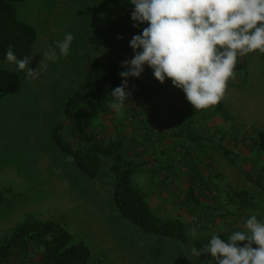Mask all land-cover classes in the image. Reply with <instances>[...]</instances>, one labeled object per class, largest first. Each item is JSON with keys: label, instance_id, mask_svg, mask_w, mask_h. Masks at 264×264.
<instances>
[{"label": "rangeland", "instance_id": "1", "mask_svg": "<svg viewBox=\"0 0 264 264\" xmlns=\"http://www.w3.org/2000/svg\"><path fill=\"white\" fill-rule=\"evenodd\" d=\"M133 8L128 0H23L15 3L17 20L31 25L37 34L29 68L40 71V60L47 68L37 78L26 79L24 73L15 71L14 65L0 60V68L14 73L21 84L15 93L0 91V189L5 194V202L0 205V238L34 219L61 225L74 241L88 247L93 258L107 264H208L209 261L216 264L210 254L193 257L187 248L207 244L214 233L227 242L228 236L216 232L217 218L188 216L178 200L177 206L163 209L183 217L179 218L185 225L179 239L144 232L116 211L111 191L114 180L109 171L111 158L103 159L100 177L90 181L70 157L59 151L53 140L65 118L66 101L83 90L91 65L110 58L118 63L120 72L126 70L121 62L134 55L129 41L142 32L133 27L135 22L130 18ZM69 32L75 38L68 56L57 62L43 60L48 47H55L56 41L63 40ZM257 55L252 54L254 60ZM253 65L256 71L251 72L241 86L228 87L220 102L240 129L250 126L264 130V64L257 59ZM130 78L149 86L172 85L167 78L162 84L157 81L147 65L139 78L127 79ZM122 79L120 77V82ZM238 161L243 164V160ZM209 168L206 174L214 172L211 166ZM143 170L132 175L135 183ZM197 179L201 181L198 176ZM200 181L194 189L196 196L201 204L216 207L219 195H216V184L206 177L205 183H209L204 192ZM237 183L244 185L241 181ZM141 187L145 192L147 186L141 184ZM242 187L260 192L251 183ZM262 199L254 202L264 211ZM221 200L223 202L224 197ZM228 207L233 209L234 205ZM249 212L257 211L245 209L225 218L239 221L238 218H248ZM193 228L197 232L195 239L190 235Z\"/></svg>", "mask_w": 264, "mask_h": 264}, {"label": "trees", "instance_id": "2", "mask_svg": "<svg viewBox=\"0 0 264 264\" xmlns=\"http://www.w3.org/2000/svg\"><path fill=\"white\" fill-rule=\"evenodd\" d=\"M20 1L23 0H0V60L6 61L5 53L9 46L18 59L31 57L37 34L31 25L17 20L15 3ZM254 53H258L255 60L252 57ZM257 59L264 64V54L259 52L244 55L242 60H238L235 73L239 77L235 82L231 79L228 87L241 86L251 73L248 74V66L256 71L253 64ZM119 73L118 63L110 58L96 61L88 68L83 90L72 94L64 105V117L69 133L66 138L60 136L65 126L61 123L58 127L59 132L53 135L55 138L53 140L61 153L70 157L79 172L90 181L100 177L103 159L110 157L109 171L114 180L111 191L116 211L144 232L179 239V234L185 226L179 218L183 217L160 215L151 207L147 193L141 191L132 180V175L143 168L145 163L134 158L122 140L117 138L99 140L92 129V116L104 108H109L114 100L111 90L121 84ZM20 87V79L14 73L0 68V91L15 93ZM126 91H131L126 101L134 94L143 98L187 101L184 92L173 85L149 86L133 78L128 79ZM187 105L191 104L187 102ZM187 105L185 107L182 104L171 135L181 139L189 158L199 168L197 176L201 178L202 190L205 192L207 184L212 182L216 184V195L222 193L224 201L222 202L221 196L218 195L216 207L212 204L203 205L192 187L188 186L183 200L185 214L208 219L233 216L236 211L241 212L245 209L264 213L254 202L264 198L262 197L264 163L258 162L257 166L254 165L255 162L264 159V132L254 127L246 130L247 136L244 138L247 142L244 148L251 155H242L243 152L238 151L233 154L234 151L229 149V145L232 143L230 137L235 129L234 120L224 105L219 102L209 108L212 112L210 117L216 120V123L224 124L220 127L221 130L212 125L210 135L203 134L200 117L192 105V108L187 110ZM198 154L206 156L204 162L202 158L197 157ZM240 159L243 160V164L239 163ZM210 166L214 172L206 174ZM255 168L259 169L256 174ZM206 177L209 181L207 183ZM239 181L244 185L253 184L256 191L260 192L257 194L246 190L242 187L243 184L237 183ZM4 202L5 194L0 189V205ZM229 205H234V208H227ZM15 251L25 253L26 258L31 261L36 258L37 264H107L93 258L88 247L80 241H74L72 235L61 225L34 219L16 226L10 233L0 238V264L8 263Z\"/></svg>", "mask_w": 264, "mask_h": 264}, {"label": "clouds", "instance_id": "3", "mask_svg": "<svg viewBox=\"0 0 264 264\" xmlns=\"http://www.w3.org/2000/svg\"><path fill=\"white\" fill-rule=\"evenodd\" d=\"M133 27L147 23L129 41L133 57L121 62V84L111 90V107L120 112L131 95L128 77L139 78L147 65L161 84L170 79L181 89L196 110L217 105L226 95L228 82L235 78L238 58L253 52L264 54V0H128ZM66 33L43 53V60L57 62L67 57L74 40ZM122 38V37H118ZM58 49V53H57ZM141 49L140 51H136ZM8 64L25 78L35 79L47 65L39 61L40 71L29 68L31 57L18 59L9 46ZM190 235L196 238L195 228ZM242 242V246H241ZM253 244L256 247H253ZM188 253L211 255L216 264H264V221L251 214L244 230H234L227 242L212 234L207 244L189 245ZM208 264H212L211 261Z\"/></svg>", "mask_w": 264, "mask_h": 264}, {"label": "crops", "instance_id": "4", "mask_svg": "<svg viewBox=\"0 0 264 264\" xmlns=\"http://www.w3.org/2000/svg\"><path fill=\"white\" fill-rule=\"evenodd\" d=\"M144 27H147V23L140 24L137 28L142 31ZM242 58L243 56L239 57L238 60H242ZM247 71L248 74L253 72L252 67L248 66ZM238 77V75H235L233 81H237ZM187 102L185 100L180 102L176 99L166 100L155 97L143 98L138 94H134L125 102L120 112H116L110 106L92 116V129L95 130L99 140L108 138L120 139L128 147L129 153L134 158L145 163L143 174L138 177L139 181L136 184L142 190L141 184L147 186L145 192L148 195L151 207L163 216H177L169 213L170 210H164L163 208L177 206L175 203L178 200H180V204H183L185 189L191 186L194 190L195 187H198L200 181L197 179L199 168L189 158L190 156L186 153L187 149L183 146L181 139L171 135L174 128L173 124L176 123L180 115L179 110L182 104L186 107ZM187 106V110L193 107L191 105ZM194 110L201 119L200 127L205 135H210L212 125L215 128L217 126V129L221 130L220 127L224 124L216 123V120L210 117L212 112L209 108ZM61 123L65 126L60 132V136L66 138L69 133L66 117ZM234 128L230 137L232 143L229 147L234 150L233 153L238 151L243 152L242 155H251L244 148L247 142L244 138L247 136L245 132L251 127L245 126V128L240 129L234 123ZM262 131L264 132V130ZM197 157L199 159L202 158L203 162L204 158H206V156L201 154H198ZM258 162L263 164L264 159L255 162L254 165L257 166ZM254 172L258 173L259 169L255 168ZM217 190L221 191L220 189ZM198 191L200 192L199 188ZM219 195L221 198L224 197L222 193H219ZM254 213H257L258 219L264 218V213L259 211L249 212L248 215L250 216ZM238 219L240 220L237 221L235 218H217L216 232L228 236L234 230L244 229V222L247 218ZM35 260L36 258L31 261L26 258L25 253L15 251L6 264H37Z\"/></svg>", "mask_w": 264, "mask_h": 264}]
</instances>
